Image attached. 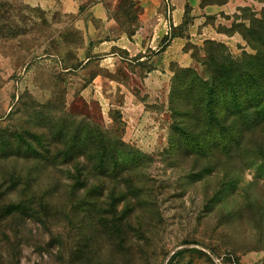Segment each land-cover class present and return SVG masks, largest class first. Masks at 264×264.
Masks as SVG:
<instances>
[{
    "label": "rangeland",
    "instance_id": "obj_1",
    "mask_svg": "<svg viewBox=\"0 0 264 264\" xmlns=\"http://www.w3.org/2000/svg\"><path fill=\"white\" fill-rule=\"evenodd\" d=\"M108 5L139 39L105 64L74 15L0 0V264H264V136L176 153L169 106L264 51V0Z\"/></svg>",
    "mask_w": 264,
    "mask_h": 264
},
{
    "label": "trees",
    "instance_id": "obj_2",
    "mask_svg": "<svg viewBox=\"0 0 264 264\" xmlns=\"http://www.w3.org/2000/svg\"><path fill=\"white\" fill-rule=\"evenodd\" d=\"M169 106L184 127L173 128L174 152L200 158L238 154L249 136H264V51L232 64L227 74L214 73L210 81L183 70L174 78ZM92 160L104 173L118 167L106 149Z\"/></svg>",
    "mask_w": 264,
    "mask_h": 264
},
{
    "label": "crops",
    "instance_id": "obj_3",
    "mask_svg": "<svg viewBox=\"0 0 264 264\" xmlns=\"http://www.w3.org/2000/svg\"><path fill=\"white\" fill-rule=\"evenodd\" d=\"M83 2L84 0H26L32 7L62 16L74 15L79 19L85 24L83 29L88 41L87 47L94 48L90 55L102 53V63H112L121 58L118 48L132 53L135 46H138L139 37L136 35L130 38L122 32L125 27L118 23V10L115 6H109V0H94L84 13L81 11ZM91 58L89 56L87 60Z\"/></svg>",
    "mask_w": 264,
    "mask_h": 264
}]
</instances>
